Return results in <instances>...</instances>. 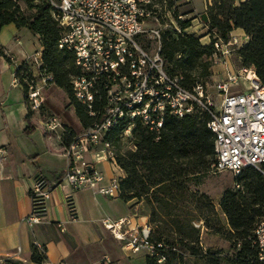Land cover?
<instances>
[{
    "label": "built area",
    "instance_id": "built-area-1",
    "mask_svg": "<svg viewBox=\"0 0 264 264\" xmlns=\"http://www.w3.org/2000/svg\"><path fill=\"white\" fill-rule=\"evenodd\" d=\"M46 4L53 19L61 28L59 48L73 52L79 74L72 77L71 85L78 102L94 115L95 100L102 101L99 118L88 128L77 134L68 145L62 143L64 129L58 118L49 117L43 132L54 136L62 144V154L69 160L59 182L74 192L84 186H93L102 179L96 163L108 161L116 164L112 146L104 141L109 129L128 121L122 136H129L132 121L139 119L150 130L162 127L166 117L181 118L197 110L209 115L208 129L213 133V160L210 170L229 171L238 175L245 167L264 165V81L260 80L252 65H240L228 71L223 79L211 84L214 97L210 94L207 81L196 82L191 88L182 85L181 77L171 75L165 69L160 54L163 26L156 16L154 0H33ZM204 6L210 0H203ZM168 15L170 11H167ZM203 15L191 16L178 13V20H190L184 29L171 23L177 33L186 32L200 37L201 43L212 42L214 61L227 58L241 42L234 36L224 41L211 33L202 21ZM153 20L154 25L149 21ZM176 22V21H175ZM195 22V23H194ZM153 43V48H144L139 39ZM206 39V41H202ZM36 69L40 66V53L31 55ZM51 76L39 78L43 85L49 84ZM28 99L33 108H39V90L28 83ZM52 151L51 148H49ZM93 158L87 160L85 153ZM0 154L4 151L0 149ZM0 162V178L2 177ZM121 176L114 174L107 186L98 192L108 196L119 194ZM51 190L46 177L38 172L29 190L31 208L23 217L29 227L45 220L46 202ZM66 204L71 218L75 207L69 196ZM102 226L111 235L123 242L122 249L136 253L141 249L154 251L148 241L147 227L134 226L132 216L101 220ZM198 226V224H195ZM145 230V231H144ZM254 243L257 259L264 262V220L256 223ZM17 248L12 253L15 257ZM10 257L0 256V264ZM107 261L106 257L103 258ZM160 261V260H159Z\"/></svg>",
    "mask_w": 264,
    "mask_h": 264
},
{
    "label": "trees",
    "instance_id": "trees-1",
    "mask_svg": "<svg viewBox=\"0 0 264 264\" xmlns=\"http://www.w3.org/2000/svg\"><path fill=\"white\" fill-rule=\"evenodd\" d=\"M176 1L154 0V4L170 11L182 30L190 20L177 19ZM23 3L24 8L14 0H0V30L4 25L14 24L38 37L41 45L38 77L51 76L48 82L66 93L83 129L90 127L99 118L102 101L95 100L94 115H91L76 100L71 79L79 74V69L73 52L58 47L61 28L46 4H36L33 0H23ZM201 15L208 30L224 41L236 28L249 36L236 49L240 64L252 65L264 81V0H210ZM139 41L145 47L149 42L144 38ZM214 53L212 42L201 43L200 37L194 34L177 33L174 29L162 31L160 54L165 69L171 75L180 76L187 88L211 76ZM0 57L10 61L1 48ZM27 65L24 60L15 76L29 106L28 83L35 76ZM208 119L209 115L201 110L181 118L170 116L156 131L135 119L127 137L132 147L123 152L120 144L128 121L109 129L103 138L116 149L115 162L124 172L119 197L124 201L135 199L149 207L148 241L154 251L146 256V264H264L257 259L253 234L256 223L264 217V177L251 166L236 176V183L241 187L226 190L219 201L229 235L241 242L240 249L233 256H223L219 250L202 248L200 228L216 229L219 224L213 202L191 188V183L209 170L213 160V133L206 125ZM75 136V132L64 131L62 143L68 145ZM30 260L35 264L45 262V249L32 244ZM5 264L23 263L7 260Z\"/></svg>",
    "mask_w": 264,
    "mask_h": 264
},
{
    "label": "crops",
    "instance_id": "crops-1",
    "mask_svg": "<svg viewBox=\"0 0 264 264\" xmlns=\"http://www.w3.org/2000/svg\"><path fill=\"white\" fill-rule=\"evenodd\" d=\"M16 29L24 36V39L14 38L17 50L25 55V60L29 55L39 54L38 37L26 28ZM230 36L239 39L241 44L249 39L239 28L233 29ZM30 37L37 42L35 50L29 45ZM4 51L11 60L9 52L5 48ZM232 56L233 52L212 65V83L238 67ZM237 61H240L239 57ZM26 62L32 75L38 76L34 64ZM21 63L13 72L6 63H0V72L8 70L13 75L6 81L0 77V149L4 151L0 154L3 166L0 178V256L23 264H35L30 260L31 245L35 244L45 249L46 260L41 264H146L148 250L141 249L133 254L126 252L122 249L123 242L115 239L102 226L101 220L132 216L130 228L138 225L149 230V207L135 199L124 201L119 194L108 196L97 191L99 187L107 186L114 174L124 177L122 169L114 168L108 161L96 163L102 179L93 186L71 192L69 186L59 182L69 160L62 154V144L56 137L43 132L48 117L40 108H33L29 99V106L24 101L22 87L15 76ZM84 156L87 160L93 158L91 152ZM38 172L46 177L51 195L46 202L44 222L29 227L23 217L30 211L29 190ZM69 196L75 207L73 219L66 204ZM17 248L19 253L12 257ZM104 257L107 261L102 262Z\"/></svg>",
    "mask_w": 264,
    "mask_h": 264
},
{
    "label": "rangeland",
    "instance_id": "rangeland-1",
    "mask_svg": "<svg viewBox=\"0 0 264 264\" xmlns=\"http://www.w3.org/2000/svg\"><path fill=\"white\" fill-rule=\"evenodd\" d=\"M19 4L22 8H24L23 0H14ZM176 4L179 5L178 13H186L190 12L191 16H199L204 10V2L203 0H177ZM156 6V16L158 17V21L161 22L163 26V30L174 29L171 21L177 25V22L173 19L171 12L168 15L167 10L160 7L158 4ZM195 23V22H194ZM150 25H154L155 22L153 20L149 21ZM17 29L12 24L4 25L0 30V48L4 51L3 47L9 52V55L12 56V59L8 61L4 57H0V63L4 62L13 72L15 67L21 63V61L25 60V55L21 54L17 50V46L15 44L16 38L24 39V36L21 32H17ZM25 31V29H24ZM33 35V34H32ZM202 41H206L203 39ZM29 45L34 46V49H37L38 45L35 39L30 37ZM141 45L151 50L153 48V43L148 42L145 47L142 43ZM31 56V55H29ZM238 54L237 50L233 51L232 60L236 63V66H240V61H237ZM26 61H31V58H27ZM215 61L213 58L211 59V64L213 65ZM28 66V65H27ZM30 66V65H29ZM212 73V66L210 68ZM0 77L6 81L7 79H11L13 75H10V71L4 70L0 72ZM207 82L210 85L209 91L212 97H214V89L211 87V80L208 77ZM33 84L34 87H37L39 90V100L42 102L40 105V109L46 117H56L59 119L64 131L72 133L75 132L76 135L79 134L83 130V126L80 124L78 118L76 117L73 106L70 104L69 99L66 93L56 87L54 84L43 85L41 81H39V77L36 76L32 81L29 82ZM27 93V97H28ZM29 98V97H28ZM128 136L122 138L121 141V151H125L132 147L130 142L127 139ZM115 148L112 147L113 153H115ZM115 158V155H114ZM255 169L264 177V165L255 167ZM237 176V175H236ZM236 176H234L229 171H221V172H213L210 170L200 175L191 183V188L193 190L198 191L199 193H203L213 202L216 211L218 212L219 224L216 225V229L213 228H205L202 226L200 228V241L202 244V248H211L215 250H219L223 256H233L240 249V241L231 238L229 233L230 229L226 223L225 216L219 210V201L223 195V193L228 189H238L240 188V184L236 183ZM264 220V217H261L258 221ZM200 222L199 224H201ZM101 257V256H100ZM104 262L103 258L101 259ZM193 261V260H192ZM193 264V263H188ZM196 264H201L200 262Z\"/></svg>",
    "mask_w": 264,
    "mask_h": 264
}]
</instances>
